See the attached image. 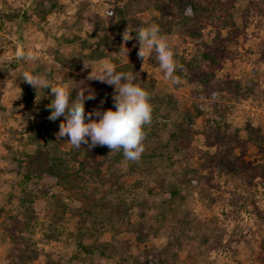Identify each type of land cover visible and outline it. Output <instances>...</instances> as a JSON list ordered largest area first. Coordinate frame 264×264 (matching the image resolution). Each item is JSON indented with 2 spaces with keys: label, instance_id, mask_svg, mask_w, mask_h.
<instances>
[{
  "label": "rangeland",
  "instance_id": "obj_1",
  "mask_svg": "<svg viewBox=\"0 0 264 264\" xmlns=\"http://www.w3.org/2000/svg\"><path fill=\"white\" fill-rule=\"evenodd\" d=\"M51 1L42 0L48 5ZM53 2L41 17L37 0H0V199L18 193V175L11 158H22L25 152L33 151L35 144L27 138L24 127L37 125L43 118L39 112L27 119L21 117L27 104L21 96L27 84L21 80L23 75L47 77L53 84L68 88L70 73L75 70L92 86L90 68L104 60L114 65L132 63L138 79L154 81L156 93L171 95L182 109H190L197 101L210 118L229 124V137L220 140L216 130L211 131L203 118H197L182 143V152L171 156L173 167L180 170L182 159L198 167L201 174L196 182L182 188L183 199L175 202L176 208L194 220L212 221L218 229L216 236L201 247L184 243L170 264H264V149L252 139L254 135L264 137V0H203L207 9L186 23L175 16L172 31L164 37L174 52L179 83L166 80L159 63L154 64L150 57L143 61L138 56V40H123L127 28L124 24L117 28L120 21L127 23L132 18L172 16L171 5L164 4L157 10L153 0ZM124 8L128 12L118 16ZM104 33L115 37L114 42L98 45ZM91 48L103 49L105 55L89 59L80 67L79 55L91 53ZM20 51L25 53L23 59L17 58ZM201 52L212 53L214 61L189 66L191 57ZM45 89L50 93V88ZM45 89H36L33 100L37 107ZM220 108H224L222 114L217 111ZM59 145L64 150L72 146L68 137L60 138ZM228 148L236 166L224 157ZM97 157L84 167L79 165L81 159H86L82 154L71 159L69 171L76 190L65 192L54 184L47 189L48 183L32 185L39 211L38 222L30 232L33 242L28 248L22 239L7 243L0 240V264H54L58 258L70 255L76 248L69 235L79 221L76 208L96 202L110 185L108 178L95 172L101 161V156ZM141 164L147 167L143 172H130L124 161L116 168L127 181L138 178L145 186H153L163 164L150 166L147 157L141 159ZM137 193L151 205L153 213L159 206L158 198L149 192ZM15 203L12 198L11 206ZM62 203L69 207L62 216L56 219L47 215L46 205L54 210ZM143 209L135 205L130 211L131 221ZM23 213L19 212L20 220L24 219ZM51 220L61 234L49 229ZM130 229L125 226L119 237L134 243ZM108 232H103L104 239H108ZM166 238V228L160 229L140 247L149 246L155 253ZM84 239L91 240L89 235Z\"/></svg>",
  "mask_w": 264,
  "mask_h": 264
},
{
  "label": "trees",
  "instance_id": "obj_2",
  "mask_svg": "<svg viewBox=\"0 0 264 264\" xmlns=\"http://www.w3.org/2000/svg\"><path fill=\"white\" fill-rule=\"evenodd\" d=\"M37 1L41 3L39 13L41 17H44L46 12L55 4L53 0L49 5L42 2V0ZM153 3L157 10H161L164 4L171 5L174 8L173 15L152 17L147 20L132 18L127 23L120 21L117 28H122L125 25V27L136 30L155 23L159 26L160 35L164 36L172 31L175 16L180 17L182 23H186L196 14H200L207 9L203 0H153ZM189 6L191 13L186 14L185 9ZM124 12L127 13L128 11L124 8L118 11L117 14L121 16L125 14ZM132 35L133 39L137 40L135 31ZM113 39L115 37H109L104 33L99 38L98 45H108L114 42ZM103 55H105L103 49L91 48V53H81L79 55L78 63L81 67L87 64L89 59ZM150 58L154 64H158L155 52L152 53ZM203 60L213 62L214 55L210 52H201L198 56L191 57L188 64L194 68L200 65ZM115 66L117 72L135 73L132 63H122ZM178 72L177 70L176 73ZM145 80V78L138 79L136 77L135 82L150 94V103L153 108L152 120L151 124L146 125L144 129L146 138L143 143L144 148H148V152L144 151L140 159L135 162L125 160L122 152H110L107 146L97 145L89 149L84 144L79 149L73 146L68 150L62 149L59 145V139H57V133L63 117H59L55 121L48 119L50 115L48 105L54 98L53 95L49 92L46 93L47 89L43 90L44 95H42L40 105L37 107L33 100L34 94L37 93L36 88L28 83L22 87L21 96L27 103L21 116L22 119H27L37 112L43 118L37 125H26L24 127L27 138L35 144L33 151L31 153L25 152L22 158L14 156L11 158L15 161L14 169L18 175L19 191L17 194L9 193L5 199H0L1 242L7 243L22 239L26 243V247H30L33 242L32 239H29L31 238L30 232L31 229L33 230L35 223L38 222L39 216L34 200L36 195L31 189L32 185L48 183L47 189L51 184H54L65 192L76 190V183L71 179L72 174L69 169L71 159L79 154L86 158V161L80 160L79 165L81 167L100 155L101 161L97 162L95 172L99 175L102 173L104 179L108 178L110 185L96 202L92 200L86 205L76 208L79 221L76 228L69 231L76 248L69 256L58 258L54 264H170L171 258L177 257L178 250L184 243L190 242L192 246L201 247L216 236L218 227L214 222L194 220L192 216H189L190 214L185 211L181 212L176 208L175 202L177 200L181 202L183 199L182 188L187 183L196 182L201 174L198 167L188 162L184 163L182 159L180 170L173 167L174 162L171 156L182 152V143L188 138L192 124L197 118H203L207 128L211 131L216 130L219 133L217 138L220 140L229 137V124L219 118H210L204 106L197 101L192 104L190 109H182L171 95L156 93L154 81ZM91 82H93L92 86L87 81L82 80L81 75L75 70L70 73L68 90L71 92L74 88L71 93L72 99L76 96L77 89L75 88L80 86H86L95 91V99L84 102L85 122H87V114L92 112L93 109L99 108L101 111L115 110L112 99L114 88L96 80H91ZM223 110L224 108L217 109L219 113ZM93 119L98 118L93 117ZM252 139L256 146L264 149L263 136L254 135ZM223 153L224 157L234 164L235 161L233 155H231L232 150L228 148ZM144 157L149 159L150 166L163 164V168L158 172L153 186H145L138 178L127 181L122 175V171L116 168V164L118 165L124 161L130 172H143L144 167L147 169L146 166L141 164V159ZM97 158L99 159V157ZM48 180L49 182H46ZM137 191L149 192L158 198L159 206L153 213L151 205L146 204L138 196ZM12 198L16 200L15 206L10 204ZM49 205H46V211L51 218L55 217L57 219L64 214L65 209H69L66 203H62L59 209L54 210ZM135 205L142 208L144 206L145 209L142 212H136L137 218L131 221L130 211ZM21 211L24 212V219L22 220L18 218ZM53 221L50 223L49 229L56 230L57 235L61 234L62 231L56 229ZM125 226L131 227L130 230L134 234V243L119 237L120 233L125 230ZM163 228H166L167 231L166 242L155 248V253H151L149 246L143 245V247H140V244L145 243L150 235L156 234ZM47 229L42 230L43 234H46ZM105 231H109L108 239H104L103 232ZM86 235L91 238L89 242L84 239Z\"/></svg>",
  "mask_w": 264,
  "mask_h": 264
},
{
  "label": "clouds",
  "instance_id": "obj_3",
  "mask_svg": "<svg viewBox=\"0 0 264 264\" xmlns=\"http://www.w3.org/2000/svg\"><path fill=\"white\" fill-rule=\"evenodd\" d=\"M185 12L191 13L190 6L185 9ZM134 31L139 44L138 56L144 61L146 56L150 57L155 52L165 79L179 83V77L175 75L178 66L174 60V52L167 38L160 35L159 26L152 23L136 30L127 27L122 34L123 40L125 42L132 40ZM126 52L127 49H125ZM24 57L23 51L17 53V58ZM90 69L89 80L106 83L114 88L112 99L115 110L93 109L87 114V122H85L84 102L95 99L94 90L86 86L75 88L76 96L72 99L71 93L74 88L70 92L59 83L53 84L47 77L25 73L21 80L36 89L50 88L54 98L48 105L50 109L48 119L55 121L63 117L59 124L57 139L68 137V142L76 149L81 148L82 144L88 145L89 149L97 145L107 146L110 152H122L127 161H138L144 152L145 126L150 125L152 120L153 108L150 103V94L135 82L138 74L117 72L116 66L109 60H104Z\"/></svg>",
  "mask_w": 264,
  "mask_h": 264
}]
</instances>
